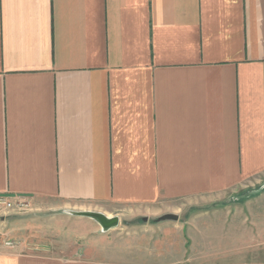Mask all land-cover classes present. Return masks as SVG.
<instances>
[{"label":"crops","instance_id":"0c3cea01","mask_svg":"<svg viewBox=\"0 0 264 264\" xmlns=\"http://www.w3.org/2000/svg\"><path fill=\"white\" fill-rule=\"evenodd\" d=\"M260 196L264 0H0V264H169L142 232Z\"/></svg>","mask_w":264,"mask_h":264},{"label":"rangeland","instance_id":"374dc122","mask_svg":"<svg viewBox=\"0 0 264 264\" xmlns=\"http://www.w3.org/2000/svg\"><path fill=\"white\" fill-rule=\"evenodd\" d=\"M204 209L203 207L187 208L179 213L178 223L173 225L172 229L156 230L154 233L142 232L141 236L145 239L160 240L166 237L164 233L167 232L166 239H170L168 240L170 244L166 247L164 242L162 248L159 247L157 255L163 259V262L169 264H201L221 259L264 262V196L255 197L249 202L232 200L227 207L211 206L206 208L207 211ZM200 210H204L202 213L205 217H200ZM73 216L77 215L73 214ZM86 220L99 228V236H103L107 242H121V238L134 235L138 237V234L132 235V231L128 230L133 223L149 225L153 230L157 227L156 223L151 224L152 219L133 222L121 216L115 227L103 231L95 220L90 218ZM91 223L83 222L75 227L80 232L89 233L88 227ZM178 226H183L184 229L181 230L177 228Z\"/></svg>","mask_w":264,"mask_h":264},{"label":"water","instance_id":"95a60500","mask_svg":"<svg viewBox=\"0 0 264 264\" xmlns=\"http://www.w3.org/2000/svg\"><path fill=\"white\" fill-rule=\"evenodd\" d=\"M74 214V213H73ZM82 216H85L86 218H90L92 220H95L97 224H99L102 227L103 231H106L108 229L111 230V228L115 227L118 224L117 218H107L104 217V215L96 214V213H82ZM143 221H146V219H142ZM164 220H177V217L174 215H163L162 218L156 220V221H164Z\"/></svg>","mask_w":264,"mask_h":264},{"label":"built area","instance_id":"2783aa9c","mask_svg":"<svg viewBox=\"0 0 264 264\" xmlns=\"http://www.w3.org/2000/svg\"><path fill=\"white\" fill-rule=\"evenodd\" d=\"M30 202L28 199H19L16 202L7 201L0 198V209L13 210L17 212H27L30 209Z\"/></svg>","mask_w":264,"mask_h":264}]
</instances>
